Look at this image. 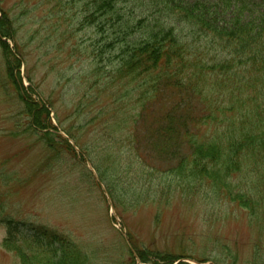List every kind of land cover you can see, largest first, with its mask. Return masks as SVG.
Returning <instances> with one entry per match:
<instances>
[{
    "label": "rangeland",
    "instance_id": "obj_1",
    "mask_svg": "<svg viewBox=\"0 0 264 264\" xmlns=\"http://www.w3.org/2000/svg\"><path fill=\"white\" fill-rule=\"evenodd\" d=\"M81 9L78 0H0V17L5 12L16 30L15 43L0 44L21 56L11 81L0 45V264H20L3 249L4 220L74 240L89 264H164L155 253L180 257L174 264H264V222L207 188L178 193L165 172L170 164L147 141L152 128L131 122L140 79L113 74L119 54L81 25ZM123 12L133 13L130 5ZM147 26L136 21L125 37L138 41ZM175 29L202 59L220 55ZM15 86L34 107L45 106L40 117L49 128L30 127ZM46 133L68 145L54 138L52 152ZM113 161L118 167L107 170ZM153 165L164 168L161 175L152 176Z\"/></svg>",
    "mask_w": 264,
    "mask_h": 264
},
{
    "label": "trees",
    "instance_id": "obj_2",
    "mask_svg": "<svg viewBox=\"0 0 264 264\" xmlns=\"http://www.w3.org/2000/svg\"><path fill=\"white\" fill-rule=\"evenodd\" d=\"M78 1L86 12L81 25L92 28L94 36L119 54L113 74L140 79L142 102L131 122L152 128L147 141L156 157L170 164L165 172L176 181L178 193L207 188L220 201L264 222V0ZM129 5L133 13L123 12ZM136 21L148 26L140 28V40H128L125 32ZM177 26L219 49L220 55L213 62L202 59L199 48L189 46ZM15 37L13 22L4 12L0 38L14 42ZM0 45L13 81L21 56L13 57L8 43ZM8 57L15 65H9ZM20 98L30 127L49 128L40 117L45 106L36 108L31 100ZM42 137L52 152L57 149L51 143L54 138L65 144L69 140L53 133ZM116 163L108 162L106 169L118 167ZM153 167L152 176L164 169ZM4 227L3 249L13 252L20 264H89L74 240L48 231L31 233L10 220H4ZM155 254L164 264L180 260ZM139 255L141 263L148 262Z\"/></svg>",
    "mask_w": 264,
    "mask_h": 264
}]
</instances>
